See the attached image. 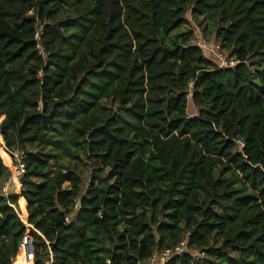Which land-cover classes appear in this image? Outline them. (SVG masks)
<instances>
[{"label":"trees","instance_id":"obj_1","mask_svg":"<svg viewBox=\"0 0 264 264\" xmlns=\"http://www.w3.org/2000/svg\"><path fill=\"white\" fill-rule=\"evenodd\" d=\"M184 238L204 257L166 264H264V0H0V264H141Z\"/></svg>","mask_w":264,"mask_h":264},{"label":"built area","instance_id":"obj_2","mask_svg":"<svg viewBox=\"0 0 264 264\" xmlns=\"http://www.w3.org/2000/svg\"><path fill=\"white\" fill-rule=\"evenodd\" d=\"M42 33H43L42 29H40L36 34V40L38 41L37 47L39 48L40 54L42 55L43 59L47 62L49 53L43 48V46L40 43ZM192 43L194 46L201 49L202 53L205 56L215 57L218 64L222 68L234 67L240 62L239 59L233 56H229L218 41L214 39L206 40L203 38L201 33H199L193 38ZM19 169L20 171L18 172V175L20 177L22 172L24 171V164L21 161L19 162ZM78 207H79V204L76 203L75 210H77ZM75 218H76V215L72 214V215L67 216L65 220L67 223H71L72 220ZM183 254L191 255L196 261L198 259L203 258L205 255V252L193 250L189 244L188 238H184L172 247H168L162 250H156L147 261L141 264H166L171 258L180 256ZM107 264H110L109 260L107 261Z\"/></svg>","mask_w":264,"mask_h":264},{"label":"rangeland","instance_id":"obj_3","mask_svg":"<svg viewBox=\"0 0 264 264\" xmlns=\"http://www.w3.org/2000/svg\"><path fill=\"white\" fill-rule=\"evenodd\" d=\"M189 19H190V24H187L184 26V29H190V28H193L196 32V35H198L199 33L202 34L203 38L206 39V40H209L207 39L208 37L205 36L204 32H203V29H201L198 25V22L195 21V19L193 17L190 16V14L188 15ZM195 35V36H196ZM210 38H213V37H210ZM209 58L214 61L217 62V60L215 59V57L213 56H209ZM190 104V109H189V114H195L196 113V109L194 108L192 102L189 103ZM15 157H16V160L18 162L21 161V157L19 156V154H15ZM11 168V167H10ZM20 171L19 167L16 166V168H13L12 169V176L10 177V179L6 182H3V189H2V193L4 194H8L9 192H12V191H15L16 192V185L13 181V176H16L17 179H19V175H18V172ZM20 211V214H21V210Z\"/></svg>","mask_w":264,"mask_h":264},{"label":"bare ground","instance_id":"obj_4","mask_svg":"<svg viewBox=\"0 0 264 264\" xmlns=\"http://www.w3.org/2000/svg\"><path fill=\"white\" fill-rule=\"evenodd\" d=\"M13 181H14L16 187H17V188H20V181H19V179H17L16 176H13Z\"/></svg>","mask_w":264,"mask_h":264}]
</instances>
